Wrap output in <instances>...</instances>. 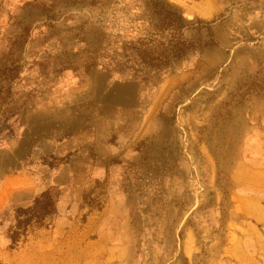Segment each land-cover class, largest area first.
Instances as JSON below:
<instances>
[{
	"label": "rangeland",
	"instance_id": "1",
	"mask_svg": "<svg viewBox=\"0 0 264 264\" xmlns=\"http://www.w3.org/2000/svg\"><path fill=\"white\" fill-rule=\"evenodd\" d=\"M138 1L0 0V264L49 261L32 242L33 228L61 189L33 201L43 169L67 168L71 197L97 157L125 162L126 185L101 183L100 194L121 190L128 208L142 213L162 194L193 217L187 223L204 239L236 220L231 197L242 192L235 169L217 162L264 173V105L219 103L239 93V82L212 84L204 71L198 89L163 85L195 48L212 46V26L187 23L166 0ZM207 59L195 55L201 71ZM157 162L182 168L161 170L156 183L153 173L151 190ZM93 189L75 196L79 206H99ZM259 231L264 238V226ZM263 246L246 244L257 264Z\"/></svg>",
	"mask_w": 264,
	"mask_h": 264
},
{
	"label": "crops",
	"instance_id": "2",
	"mask_svg": "<svg viewBox=\"0 0 264 264\" xmlns=\"http://www.w3.org/2000/svg\"><path fill=\"white\" fill-rule=\"evenodd\" d=\"M120 1L133 6L139 2ZM166 1L179 8L187 23L193 26L197 22L209 23L213 28V44L207 50L195 48L186 60H182V69L167 78L163 85L169 90L198 89L201 73L208 71V82L215 84L223 80L225 88L227 83L239 82L248 92L245 99L239 103L230 102V105L262 107L264 94L258 90L264 87V0ZM195 55L209 57L210 63L203 65L204 70L197 66ZM228 76L232 81H228ZM222 100L219 99V103ZM129 149V146L124 147L125 151ZM92 162L86 168L85 179L78 185L79 190L75 189V196H80L83 189L94 188L91 197L100 202L96 207L79 206L81 198L67 195L66 187H75L67 168L43 169L34 193L39 196L51 187L61 189L53 212L43 217L42 225L33 228L32 242L42 250L47 249V264H257L246 244H264L259 231V225L264 226V200L260 197L264 173L257 170L254 175L246 165L217 162L219 168L235 169L231 179L242 192L231 197L235 201L236 220L228 219L223 229L215 230L212 236L204 239L198 225L194 228L187 223L193 217L185 219L183 211L177 205L168 204V198L162 194H154L157 204L143 213L128 208L121 190L119 193L113 191L112 196L100 194L101 189L95 187L101 183L111 187L126 185L129 169L125 162L109 166L104 156ZM178 166L164 162L150 164V187L153 173L156 183L161 179V170ZM203 234H209L207 229H203Z\"/></svg>",
	"mask_w": 264,
	"mask_h": 264
},
{
	"label": "trees",
	"instance_id": "3",
	"mask_svg": "<svg viewBox=\"0 0 264 264\" xmlns=\"http://www.w3.org/2000/svg\"><path fill=\"white\" fill-rule=\"evenodd\" d=\"M168 3V2H167ZM181 18H182V16H181ZM183 20V19H182ZM185 21V20H184ZM200 23H202V22H200ZM263 76H264V74H263ZM239 91V93L238 94H232V95H230L229 93H226V95L222 98L223 100L220 102V105L221 106H224V107H227V106H229L230 105V102H240V100H243V99H245L246 98V96H247V94H248V92L246 91V90H243L241 87H240V84H239V87H237L236 88V91ZM258 92H261L262 94H264V87H263V89L261 88V89H259L258 90ZM48 190L49 189H47L46 191H44V192H42L39 196H37L36 198H34V202H38V200L39 199H41L42 197H48L49 195H48ZM54 204V202L52 201L51 202V209H50V211H52V205ZM50 211H48V212H45V215L46 214H48Z\"/></svg>",
	"mask_w": 264,
	"mask_h": 264
}]
</instances>
